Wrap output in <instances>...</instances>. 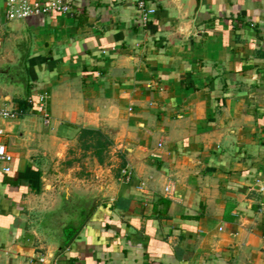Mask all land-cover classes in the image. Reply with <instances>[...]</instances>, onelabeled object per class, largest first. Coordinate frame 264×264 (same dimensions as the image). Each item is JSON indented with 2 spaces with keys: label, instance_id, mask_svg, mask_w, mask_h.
I'll return each mask as SVG.
<instances>
[{
  "label": "crops",
  "instance_id": "crops-1",
  "mask_svg": "<svg viewBox=\"0 0 264 264\" xmlns=\"http://www.w3.org/2000/svg\"><path fill=\"white\" fill-rule=\"evenodd\" d=\"M67 1L0 0V264H264V0Z\"/></svg>",
  "mask_w": 264,
  "mask_h": 264
},
{
  "label": "built area",
  "instance_id": "built-area-1",
  "mask_svg": "<svg viewBox=\"0 0 264 264\" xmlns=\"http://www.w3.org/2000/svg\"><path fill=\"white\" fill-rule=\"evenodd\" d=\"M6 15L8 18L23 19L34 14H44L53 11L68 12L72 10V4L67 0H6ZM138 7L140 10V19L143 23H147L151 15V9L147 7L145 0H138ZM47 93H43L39 96L38 109L42 112L45 120L48 121L50 117L49 110L47 108ZM3 115H11L12 112L3 110ZM4 133V129L0 127V135ZM13 158V152L8 148L7 144L0 140V161L4 162V170H9V163ZM123 175L129 179L131 170L128 166H124L122 169ZM166 191H169V186L165 187ZM43 261V259L41 258ZM44 264H59L57 261L52 260L44 262Z\"/></svg>",
  "mask_w": 264,
  "mask_h": 264
},
{
  "label": "rangeland",
  "instance_id": "rangeland-1",
  "mask_svg": "<svg viewBox=\"0 0 264 264\" xmlns=\"http://www.w3.org/2000/svg\"><path fill=\"white\" fill-rule=\"evenodd\" d=\"M101 133V135L96 133L86 134L82 138L81 153L88 155L90 152L92 157H96L99 169L101 167H111L115 174L122 172V162L115 161L114 155L111 152L110 138L105 133Z\"/></svg>",
  "mask_w": 264,
  "mask_h": 264
},
{
  "label": "trees",
  "instance_id": "trees-1",
  "mask_svg": "<svg viewBox=\"0 0 264 264\" xmlns=\"http://www.w3.org/2000/svg\"><path fill=\"white\" fill-rule=\"evenodd\" d=\"M102 131L101 130H99V129H94V128H83L82 130H81V139L83 138V137H85V135L86 134H91V133H96V134H102L101 133Z\"/></svg>",
  "mask_w": 264,
  "mask_h": 264
}]
</instances>
